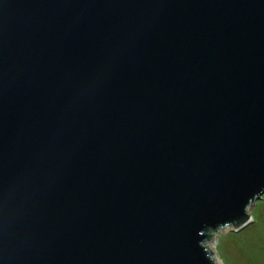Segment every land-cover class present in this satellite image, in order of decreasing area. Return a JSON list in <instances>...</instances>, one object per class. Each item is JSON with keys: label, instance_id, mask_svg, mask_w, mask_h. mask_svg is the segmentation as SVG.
Listing matches in <instances>:
<instances>
[{"label": "water", "instance_id": "obj_1", "mask_svg": "<svg viewBox=\"0 0 264 264\" xmlns=\"http://www.w3.org/2000/svg\"><path fill=\"white\" fill-rule=\"evenodd\" d=\"M264 193V0H0V264H217Z\"/></svg>", "mask_w": 264, "mask_h": 264}, {"label": "rangeland", "instance_id": "obj_2", "mask_svg": "<svg viewBox=\"0 0 264 264\" xmlns=\"http://www.w3.org/2000/svg\"><path fill=\"white\" fill-rule=\"evenodd\" d=\"M204 242L217 264H264V193L255 217L219 226Z\"/></svg>", "mask_w": 264, "mask_h": 264}, {"label": "bare ground", "instance_id": "obj_3", "mask_svg": "<svg viewBox=\"0 0 264 264\" xmlns=\"http://www.w3.org/2000/svg\"><path fill=\"white\" fill-rule=\"evenodd\" d=\"M208 249H209V247H208Z\"/></svg>", "mask_w": 264, "mask_h": 264}]
</instances>
